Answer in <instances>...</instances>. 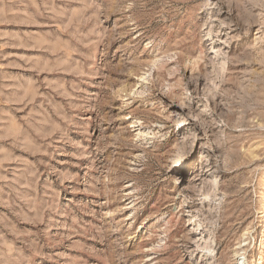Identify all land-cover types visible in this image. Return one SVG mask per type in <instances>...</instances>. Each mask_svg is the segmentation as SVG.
<instances>
[{
	"label": "rangeland",
	"instance_id": "374dc122",
	"mask_svg": "<svg viewBox=\"0 0 264 264\" xmlns=\"http://www.w3.org/2000/svg\"><path fill=\"white\" fill-rule=\"evenodd\" d=\"M264 264V0H0V264Z\"/></svg>",
	"mask_w": 264,
	"mask_h": 264
},
{
	"label": "bare ground",
	"instance_id": "6f19581e",
	"mask_svg": "<svg viewBox=\"0 0 264 264\" xmlns=\"http://www.w3.org/2000/svg\"><path fill=\"white\" fill-rule=\"evenodd\" d=\"M242 264V263H241Z\"/></svg>",
	"mask_w": 264,
	"mask_h": 264
}]
</instances>
